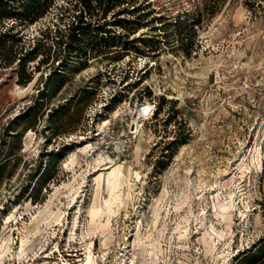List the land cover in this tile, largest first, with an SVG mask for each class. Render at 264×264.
I'll return each mask as SVG.
<instances>
[{"label":"rangeland","instance_id":"1","mask_svg":"<svg viewBox=\"0 0 264 264\" xmlns=\"http://www.w3.org/2000/svg\"><path fill=\"white\" fill-rule=\"evenodd\" d=\"M35 1L0 0V264H264V0Z\"/></svg>","mask_w":264,"mask_h":264},{"label":"bare ground","instance_id":"2","mask_svg":"<svg viewBox=\"0 0 264 264\" xmlns=\"http://www.w3.org/2000/svg\"><path fill=\"white\" fill-rule=\"evenodd\" d=\"M152 110V109H151ZM117 113H118V109L117 110H114V111H112L111 112V115H112V117L113 116H117ZM106 120H104L103 122V124H105L106 122H105ZM135 123H137L136 122V120L134 121ZM106 125H107V123H106ZM105 125V126H106ZM136 125H140V123L138 124H136ZM135 126V125H134ZM104 127V126H103ZM137 128V127H136ZM139 128V127H138ZM141 128V127H140ZM134 130V129H133ZM138 131V130H137ZM92 148V146H91V144H88V145H85V146H83V147H78V152L80 153V154H83V153H86V152H88V150L89 149H91ZM259 146L256 144V150L257 151H259ZM135 153H137L138 151H139V146H136L135 147ZM260 152V151H259ZM258 152V153H259ZM103 155H100L99 157H98V159L96 160V163H95V165H97V166H104L103 168H102V170H109V172H107V175H106V179H105V183H106V190H107V195H108V197H107V199L103 202V204L105 205V208H106V210H105V208L103 209L102 208V203H101V201L100 202H98V205H97V212H111L110 213V215H112V214H114L115 212H116V210H114V209H112L113 207H111V204L113 203V204H115V203H118V201H120V199H119V196H120V192L119 191H121L120 189H121V186H122V184H123V182H125L126 180H127V177H125L124 176V174L122 173V171H121V167L119 166V165H117V164H115L113 161H112V159L110 160V159H108L107 157H102ZM95 162V161H94ZM243 162V161H242ZM70 165H77V164H79V161L78 160H71L70 161V163H69ZM238 170H239V173L242 175L245 171H246V168L244 167V166H238ZM100 179H98L97 180V182L99 181ZM105 190V191H106ZM240 192V191H239ZM73 196V195H72ZM96 197V196H95ZM96 199V198H95ZM187 199V196H186V198L184 199V200H182V202L181 203H184L185 202V200ZM231 200V199H230ZM177 206H180V204H177L174 208H177ZM233 207H234V205L233 204H231V201H229V202H227V203H225V204H222V205H219V210H220V212H222V213H227V212H231L232 210H233ZM116 208H117V206H116ZM95 211V212H96ZM57 212H58V210H57ZM92 212H94V211H92ZM54 214H56V213H54ZM92 216H93V214H92ZM49 217V216H48ZM59 217H60V215L58 214H56V215H51L50 217H49V219H44L45 220V223H44V225L47 227V226H51L53 223H56L58 220H59ZM181 228V226L180 225H178L177 226V229H180ZM212 231L213 232H215V230L212 228ZM39 232V231H38ZM220 237V236H219ZM185 239H186V236L185 235H179L178 237H177V240H179V242H183V241H185ZM27 243H28V240L26 239V240H21L20 241V250H21V253L20 254H17V256H19V255H21V254H23L24 253V251H25V248H26V245H27ZM215 244V243H214ZM214 244H211V245H206V248H207V251L209 250H211V249H213L214 247H215V245ZM87 251H89V250H87ZM220 258V257H219ZM88 263L89 264H95L94 262H93V260H90L89 258H88Z\"/></svg>","mask_w":264,"mask_h":264},{"label":"trees","instance_id":"3","mask_svg":"<svg viewBox=\"0 0 264 264\" xmlns=\"http://www.w3.org/2000/svg\"><path fill=\"white\" fill-rule=\"evenodd\" d=\"M9 1L13 2V0H9ZM31 1L33 3L36 2L35 0H31ZM5 5L8 7V4H5ZM5 5L2 6L3 12H5V9H6ZM9 9H10V7H9ZM70 16H71V20L68 23H66V26L63 29L56 28L54 30L53 34L55 37V43H56L57 47H60L61 45H64V47H69L70 44H74V42L78 41V36L80 35V33L83 29L82 25L85 24V22L82 20V15H80V14H71ZM48 32H50V31L48 30ZM64 38L66 39V42L62 41V39H64ZM42 39H43V37H42ZM39 42H40V39L38 38L37 39V45ZM255 256L256 255H254V252L248 253L247 255H245L241 258V262L248 259V258L252 259Z\"/></svg>","mask_w":264,"mask_h":264},{"label":"water","instance_id":"4","mask_svg":"<svg viewBox=\"0 0 264 264\" xmlns=\"http://www.w3.org/2000/svg\"><path fill=\"white\" fill-rule=\"evenodd\" d=\"M143 109H145V116H147L150 113V109H146V108Z\"/></svg>","mask_w":264,"mask_h":264},{"label":"built area","instance_id":"5","mask_svg":"<svg viewBox=\"0 0 264 264\" xmlns=\"http://www.w3.org/2000/svg\"><path fill=\"white\" fill-rule=\"evenodd\" d=\"M142 105H143V104H142ZM142 105H140V106H142ZM152 109H153V107H152ZM150 111H152V110L150 109ZM129 130H130V132L133 131V129L131 130L130 127H129ZM131 133H133V132H131Z\"/></svg>","mask_w":264,"mask_h":264}]
</instances>
